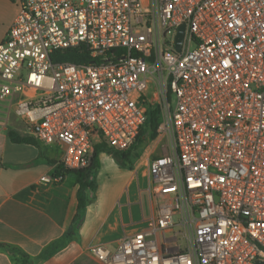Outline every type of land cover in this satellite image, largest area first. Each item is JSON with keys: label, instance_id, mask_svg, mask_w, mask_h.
<instances>
[{"label": "built area", "instance_id": "obj_1", "mask_svg": "<svg viewBox=\"0 0 264 264\" xmlns=\"http://www.w3.org/2000/svg\"><path fill=\"white\" fill-rule=\"evenodd\" d=\"M17 2L0 102L63 168L88 167L99 141L126 150L154 104L169 141L148 166L155 224L89 252L101 264H264V0ZM80 45L89 63L52 62ZM56 165L41 183L62 180Z\"/></svg>", "mask_w": 264, "mask_h": 264}, {"label": "crops", "instance_id": "obj_2", "mask_svg": "<svg viewBox=\"0 0 264 264\" xmlns=\"http://www.w3.org/2000/svg\"><path fill=\"white\" fill-rule=\"evenodd\" d=\"M18 12L17 0H0V41ZM32 136L24 121L0 102V264H101L93 245L114 247L128 235L155 224L158 197L151 191L149 161L169 149L166 136L146 142L131 169L99 153L97 188L75 227L67 236L78 207L73 174L43 184L39 177L53 172L50 160L61 151L38 141L14 143L8 131ZM33 137V136H32ZM60 153H59V152Z\"/></svg>", "mask_w": 264, "mask_h": 264}, {"label": "trees", "instance_id": "obj_3", "mask_svg": "<svg viewBox=\"0 0 264 264\" xmlns=\"http://www.w3.org/2000/svg\"><path fill=\"white\" fill-rule=\"evenodd\" d=\"M50 57L54 63L86 64L92 60L88 48L84 45L64 50H56ZM159 120V107L155 104L151 105L148 109L147 117L143 126L140 128L138 135L126 150H117L109 146L105 141L96 143L93 147L92 161L90 165L84 169H65L58 161L50 160V163L57 164L55 175H61L64 177L66 174H73L79 185L77 194V212L73 218L70 230L66 233V237L72 236L75 233V227L77 226L86 205L93 199V193L97 188L96 176L100 167L99 153L105 152L109 154L120 167L131 169L135 160L139 158L144 144L148 140H152L157 136V125ZM7 134L10 140L14 143H29L38 146V141L32 136H21L14 130H9ZM23 256L25 258L19 264L32 263L28 256Z\"/></svg>", "mask_w": 264, "mask_h": 264}, {"label": "water", "instance_id": "obj_4", "mask_svg": "<svg viewBox=\"0 0 264 264\" xmlns=\"http://www.w3.org/2000/svg\"><path fill=\"white\" fill-rule=\"evenodd\" d=\"M183 31H184V25H181L179 27L178 33L176 35V48L177 50L180 49L182 38H183Z\"/></svg>", "mask_w": 264, "mask_h": 264}, {"label": "rangeland", "instance_id": "obj_5", "mask_svg": "<svg viewBox=\"0 0 264 264\" xmlns=\"http://www.w3.org/2000/svg\"><path fill=\"white\" fill-rule=\"evenodd\" d=\"M149 141V140H148ZM99 142H101V141H99ZM99 142H97V143H99ZM146 144V143H145ZM144 144V145H145ZM144 147V146H143ZM59 152V151H58ZM60 153V152H59ZM187 233H188V237L189 238H191V236H192V234H193V228L192 227H188V231H187ZM181 247H182V249H186V245H187V239H186V232H185V236L181 239Z\"/></svg>", "mask_w": 264, "mask_h": 264}]
</instances>
